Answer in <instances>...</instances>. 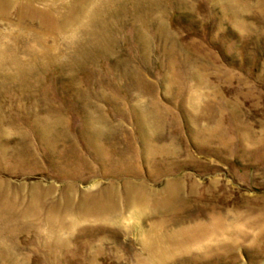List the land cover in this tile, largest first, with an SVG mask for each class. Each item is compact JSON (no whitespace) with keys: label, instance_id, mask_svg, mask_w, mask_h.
I'll list each match as a JSON object with an SVG mask.
<instances>
[{"label":"rangeland","instance_id":"rangeland-1","mask_svg":"<svg viewBox=\"0 0 264 264\" xmlns=\"http://www.w3.org/2000/svg\"><path fill=\"white\" fill-rule=\"evenodd\" d=\"M0 264H264V0H0Z\"/></svg>","mask_w":264,"mask_h":264},{"label":"bare ground","instance_id":"bare-ground-1","mask_svg":"<svg viewBox=\"0 0 264 264\" xmlns=\"http://www.w3.org/2000/svg\"><path fill=\"white\" fill-rule=\"evenodd\" d=\"M134 200L136 201V202H140L141 200L139 199V198H134ZM107 201H111V200H107ZM101 206V204L99 205V207L98 208H101L100 207ZM113 210L114 211H117L115 208H113ZM105 212H107V211H104V210H100V213H102V214H106L108 217H112L113 218V216H115L114 214H109V213H105ZM97 214H98V211L96 212ZM56 215V214H55ZM56 217H57V215H56ZM54 221H55V219H54ZM57 221V220H56ZM73 227H75V226H47V229H48V231L54 236V237H59L60 236V232H61V230L62 229H68V228H73ZM74 230V229H73ZM63 234V233H62ZM159 239V238H158ZM157 240V239H156Z\"/></svg>","mask_w":264,"mask_h":264}]
</instances>
